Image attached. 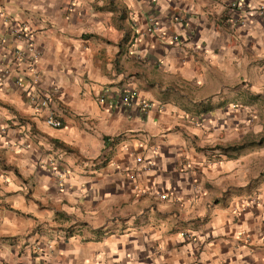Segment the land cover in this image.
I'll return each mask as SVG.
<instances>
[{"label": "crops", "instance_id": "crops-1", "mask_svg": "<svg viewBox=\"0 0 264 264\" xmlns=\"http://www.w3.org/2000/svg\"><path fill=\"white\" fill-rule=\"evenodd\" d=\"M0 9L63 125L4 81L0 264H264V0Z\"/></svg>", "mask_w": 264, "mask_h": 264}, {"label": "built area", "instance_id": "built-area-1", "mask_svg": "<svg viewBox=\"0 0 264 264\" xmlns=\"http://www.w3.org/2000/svg\"><path fill=\"white\" fill-rule=\"evenodd\" d=\"M0 18L2 20V25L5 26L6 32L0 34V87H2L4 81L11 76V73L15 71L16 78L14 84L17 89H20L25 96L28 104L32 108V111L36 114H44V123L51 128L61 129L63 127L61 120L57 117L54 105H55V93L56 91H47L41 87V77L35 71L34 65H36L39 53L34 51L32 39L29 33L20 26H11L10 18L3 14L2 9H0ZM152 29L158 31L157 25L153 24ZM20 41L25 44L23 50L19 47H15L14 50L11 49L7 53L3 51L8 49V42ZM24 49H28L29 53L26 54ZM20 64L27 65V71L29 75H25V70L20 69ZM16 65L15 69L11 66ZM25 72V73H24ZM134 94L125 93L119 97L121 104L129 106L131 102L135 100ZM105 95L101 94L98 97V102L103 103L105 101ZM108 105L113 107L116 105L115 100L108 101ZM158 105L152 103L141 102L139 107L141 112H146L148 110L156 109ZM232 108L242 109L241 105L232 106ZM139 164L142 163L140 158H137ZM149 165V164H148ZM160 198L166 199L165 196H160Z\"/></svg>", "mask_w": 264, "mask_h": 264}, {"label": "rangeland", "instance_id": "rangeland-1", "mask_svg": "<svg viewBox=\"0 0 264 264\" xmlns=\"http://www.w3.org/2000/svg\"><path fill=\"white\" fill-rule=\"evenodd\" d=\"M10 77H12V75H11ZM15 77H16V76H15ZM16 88H17V87H16ZM4 130H5V127H1V128H0V133L4 132Z\"/></svg>", "mask_w": 264, "mask_h": 264}]
</instances>
